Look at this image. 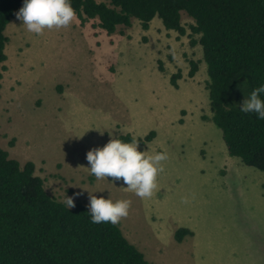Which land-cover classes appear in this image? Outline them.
Instances as JSON below:
<instances>
[{
    "label": "rangeland",
    "instance_id": "obj_1",
    "mask_svg": "<svg viewBox=\"0 0 264 264\" xmlns=\"http://www.w3.org/2000/svg\"><path fill=\"white\" fill-rule=\"evenodd\" d=\"M96 22L35 35L15 15L9 20L0 149L20 167L31 162L45 193L66 207L65 196L87 209L89 194L131 200L117 226L149 264H264V175L228 156L210 121L205 65L187 37L193 21L180 13L183 36L156 18L145 31L131 19L109 35ZM189 61L197 62L191 78ZM149 131L138 150L168 155L151 199L90 174L88 151ZM177 229L190 235L177 243Z\"/></svg>",
    "mask_w": 264,
    "mask_h": 264
},
{
    "label": "trees",
    "instance_id": "obj_2",
    "mask_svg": "<svg viewBox=\"0 0 264 264\" xmlns=\"http://www.w3.org/2000/svg\"><path fill=\"white\" fill-rule=\"evenodd\" d=\"M24 0H0V68L3 31ZM80 23L95 19L109 35L135 19L142 31L156 18L162 28L183 36L180 13L189 17V45L200 47L205 65L210 121L220 131L226 153L264 175V120L239 110L255 88L264 86V0H70ZM197 36V39H192ZM187 76L197 70L188 62ZM179 73L169 78L171 87ZM264 99V94H262ZM149 131L136 138L142 146ZM115 139L132 142L129 135ZM34 166L22 167L0 149V264H149L122 236L117 225L93 224L81 203L68 209L49 197ZM186 229L173 234L179 243Z\"/></svg>",
    "mask_w": 264,
    "mask_h": 264
},
{
    "label": "clouds",
    "instance_id": "obj_3",
    "mask_svg": "<svg viewBox=\"0 0 264 264\" xmlns=\"http://www.w3.org/2000/svg\"><path fill=\"white\" fill-rule=\"evenodd\" d=\"M26 30L35 35H43L45 30H60L69 27L77 15L70 0H24L23 6L15 13ZM264 86L255 88L239 105L245 114L255 113L264 120ZM139 143L110 139L103 148L87 152L86 160L91 175L97 180L110 179L113 183L123 181L124 189L141 199H151L158 188L157 178L163 172V162L168 159L166 152L148 154L139 151ZM89 213L93 224L111 223L113 226L126 219L131 208V200L113 202L103 197L89 194ZM187 198L182 203H188ZM68 209L74 208V197L64 198Z\"/></svg>",
    "mask_w": 264,
    "mask_h": 264
}]
</instances>
